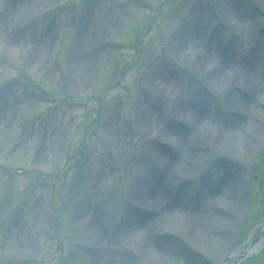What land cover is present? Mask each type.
<instances>
[{"label":"rangeland","instance_id":"1","mask_svg":"<svg viewBox=\"0 0 264 264\" xmlns=\"http://www.w3.org/2000/svg\"><path fill=\"white\" fill-rule=\"evenodd\" d=\"M226 1L243 8L238 27L220 16L217 0H1L0 34L7 43L0 42V264H142L140 238H128L127 227L157 216L134 207L135 168L156 192L166 189L164 203L230 220L229 238L173 237L167 254L145 256L152 264L156 256L169 264H219L251 242H260L258 252L234 264H264V133L259 140L242 131L228 145L230 158L210 142L211 124L203 121L208 132L195 134L188 120L179 130L173 121L180 120L174 109L181 98L202 118L221 122L223 86L232 84L208 75L226 61L250 64L253 44L264 40V0ZM196 14V33L201 43H214L217 59L206 68L197 64L198 43L173 49L181 32H192ZM258 86L264 95V81ZM253 105L264 110L258 100ZM140 108L161 126L141 130ZM252 118L254 128H264ZM162 128L188 137L185 174L179 167L160 170L158 156L178 160L159 137ZM225 176L244 195L227 207L217 183ZM127 212L133 215L126 219ZM170 223L155 221L153 228L185 231L176 219ZM86 227L96 228L98 243Z\"/></svg>","mask_w":264,"mask_h":264},{"label":"bare ground","instance_id":"2","mask_svg":"<svg viewBox=\"0 0 264 264\" xmlns=\"http://www.w3.org/2000/svg\"><path fill=\"white\" fill-rule=\"evenodd\" d=\"M1 2V0H0ZM226 0H217V10L222 18H224L226 21L231 23L233 26L238 27L237 21L239 18L242 17V11L243 8L240 5V8L232 7L229 3L227 6ZM96 3V1H93L88 6V11H90L93 8V5ZM35 4V3H34ZM36 5V4H35ZM219 8V9H218ZM239 17V18H238ZM201 18L200 14H196V17L194 20L192 32L188 31L181 32L178 36V40L176 41L179 46L176 45L174 50H176L178 47H180L182 44L183 46L189 45L192 41L194 44L201 45V52L199 54H202V58L197 57V64L199 66H202L203 68H206V66L209 65H215L217 63V59L213 57V51L214 49H211V46L214 44H204L201 43L200 34L196 33L197 26L199 27V19ZM202 25V22H201ZM79 33L77 36H80ZM199 35V36H198ZM19 37V36H18ZM16 37V38H18ZM3 36L0 34V42L5 43L3 40ZM3 40V41H2ZM205 42V41H204ZM13 45V42H12ZM208 45V46H207ZM81 48L80 42L74 43L73 49L75 53V57L81 58L79 49ZM252 55L250 56V64L246 65H239L232 67L230 66L231 61L229 63L224 62L220 63L219 65H215L216 69L213 71V74H209L208 78L215 83V80L218 79L220 76L225 79H230L228 81V84L231 86H223V89L226 90V109H227V115L223 118L221 122L217 121H210L206 120L204 115L202 114V111L200 112L199 109L191 110L190 106L192 103H188L187 101L182 100L181 98L178 99L176 107L174 109V114L178 116L179 121L176 118H173V121L175 123V129L179 130V124L182 122L189 121V127L193 128L195 134H200L201 130L208 132L204 129L203 121H206L210 126L213 127V133L211 135L210 142L213 145H216L220 148V153L223 154L224 157H230L229 151H228V145L236 139H240V133L242 131L247 130L249 132L248 134L253 135L256 139H263V133L264 128H260L255 126L253 127V123L255 122L253 120V116H256L259 120H261L264 124V110L260 109L258 106L253 105V102L259 101V103L263 106L264 105V95L261 94V90L259 83L264 81V73L261 71L260 67L261 64L264 63V40L259 39L256 41L255 44H253L252 47ZM80 60V59H79ZM232 67V68H231ZM221 78V77H220ZM232 78L236 79L231 80ZM149 82L153 83V79H151V76L147 77ZM164 87H168L165 86ZM169 88V87H168ZM237 91H240L241 95H238ZM243 96L246 97H254L255 99L252 100V102L247 101L243 98ZM258 98V99H257ZM139 104V103H138ZM139 107V105H137ZM250 109V112L247 110ZM143 112L139 116V120L143 118L145 120V123L140 125L141 130L150 129L152 130L153 126L157 128L158 124L156 123L154 117L146 112L145 110L139 109ZM161 126V124H159ZM164 127V125H162ZM158 129V128H157ZM164 132L159 131V137L168 143L172 149L178 152V160L176 162H171V160L164 159L163 157L158 156L159 164L161 166L160 170L165 174L166 171L169 169L175 167H179V173L185 174L187 172V168L184 165L183 160H185L184 156L187 154V149L185 146V141L188 142L187 139L182 137L181 134L179 137L175 136L177 132L173 128H162ZM179 132V131H178ZM177 135V134H176ZM185 140V141H184ZM241 140V139H240ZM186 142V143H187ZM242 144V143H241ZM233 157H236L235 155ZM172 172V170H171ZM170 172V173H171ZM132 176L134 178V182L136 184V194H134V207L136 206H143L146 208L153 209L154 214H156L157 218L152 219L149 222L142 223L143 221L128 224V238L138 240L140 238L139 242V251L136 253V258L142 263V264H152L150 261H148L145 256H148V253L156 252L157 255L163 256V254H167L171 248H172V241L171 238L174 237V239L177 241L181 238L188 237L189 235L193 236L195 233L200 234L202 237L210 238L215 237L216 239L225 240V238H229V235H225L226 232L228 233L230 231V227L226 226L225 222L230 221L224 219L222 215H215L212 214L209 216L206 211H185L182 207H176L175 204L171 205L169 203H164L163 201V195L166 193V189L162 188L160 191L156 192L154 189V186L150 185L148 182V176L140 171L139 168L132 169L131 172ZM169 173V175H170ZM218 185V198L224 204L225 207H227V204L234 203L235 201H243L244 195H243V186H240L237 184L236 180L232 177L225 176L224 178L218 179L217 182ZM132 207V208H134ZM224 207V208H225ZM170 209H172L173 215H170V213L163 217L165 213L170 212ZM218 210L221 213L226 212V210H231L230 208L227 209H221L218 208ZM181 213L183 215L181 216ZM158 214V215H157ZM129 215H133V213L127 212L126 219L129 217ZM163 217V218H162ZM171 219H176L178 224H181V228L185 230L184 232H175L171 229H163V230H155L153 228V225L155 224V221L160 224H164L163 226H171L170 223ZM169 224V225H168ZM225 224V225H224ZM216 227V228H215ZM105 228V227H104ZM215 228V229H214ZM96 228L92 227H86L87 232H89L95 239V243H98V231L96 232ZM105 233V230L103 231ZM109 236V234H108ZM112 239V237H108ZM214 238V239H215ZM173 239V240H174ZM257 244H260V242H257ZM97 245V244H94ZM128 247H134L133 244H129ZM217 253V251H216ZM218 254V253H217ZM240 254V251H235L234 254L231 255L232 262L238 257ZM169 256V255H168ZM167 256V257H168ZM155 257V256H154ZM224 255L222 258H220L218 261L219 264H229L226 263L228 259H224ZM169 260L164 259H157L156 256V264H169Z\"/></svg>","mask_w":264,"mask_h":264},{"label":"water","instance_id":"3","mask_svg":"<svg viewBox=\"0 0 264 264\" xmlns=\"http://www.w3.org/2000/svg\"><path fill=\"white\" fill-rule=\"evenodd\" d=\"M255 250H256V246H251L248 251L243 252V254H242L243 256L242 257L244 258V257L254 253Z\"/></svg>","mask_w":264,"mask_h":264}]
</instances>
